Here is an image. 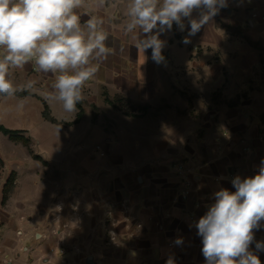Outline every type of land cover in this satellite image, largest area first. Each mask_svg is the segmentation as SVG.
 <instances>
[{"label":"crops","instance_id":"1","mask_svg":"<svg viewBox=\"0 0 264 264\" xmlns=\"http://www.w3.org/2000/svg\"><path fill=\"white\" fill-rule=\"evenodd\" d=\"M127 3L128 0H103V3L85 0L78 9L82 21L91 15L105 20L104 27L109 32L107 43L113 49L95 77L86 84L85 99L80 105L83 108L85 105L105 107L106 94L109 98L110 95H123L133 102L152 106L159 103L167 105L163 108L166 117L163 116L165 120L162 121L166 128L152 134L148 141L155 144L151 153L146 149L147 155L144 156H152L154 160L163 156L189 158L193 165L201 167V174L197 176L194 191L186 203L176 206L171 201L155 198L152 201H130L133 212H136L133 217H160L162 225L159 231L151 226L145 246L151 250L147 252V260L136 264H167L170 259L173 264H205L195 222L213 202L214 192L221 187L235 190L229 174L242 178L254 175L264 159V141L258 137L264 126V0H229L226 8L190 37V43H182L187 30L182 35L178 31L179 36H176L173 26L171 32L161 36L167 41V46L163 50L165 61L160 64L152 60L151 49L144 54L145 59L142 53L137 52L134 42L125 36ZM13 78L18 85L28 79H35L37 83L31 92H19L12 98L0 96L1 125L32 138L41 127L51 130L52 125L76 119L79 109L75 113H66L59 102L46 98L52 90L54 78L51 74L37 72L28 65L23 70H15ZM172 84H176L178 90L194 95L193 105L194 100L201 101L202 97L209 102L208 106H202L212 113L210 122L204 124L210 137L207 144L211 151L206 159H202L204 143L200 139L190 143L182 140L190 132H198L202 124L194 123L193 128H189L178 112L177 132L181 136L176 142L170 140V111L187 108L185 101L171 102ZM190 103L188 101V105ZM45 104L59 123L45 118ZM1 135L4 134L0 132ZM138 148L135 146L133 150ZM169 161L162 162L159 165L162 167L148 170L145 175L140 174L137 177L140 184L148 186L151 183L155 187L162 182L160 180L165 179L162 175L169 169L166 164ZM117 173L121 174V169ZM128 184L130 198L137 199L140 189L136 181ZM173 185L176 187L175 181ZM116 190L121 199L123 185L117 186ZM142 204L146 206V215L137 212ZM151 209H161V213H152ZM255 239L264 241V222L255 231ZM178 240L182 242L178 243ZM252 249L256 250L255 244ZM258 255L264 264V251H259Z\"/></svg>","mask_w":264,"mask_h":264},{"label":"rangeland","instance_id":"2","mask_svg":"<svg viewBox=\"0 0 264 264\" xmlns=\"http://www.w3.org/2000/svg\"><path fill=\"white\" fill-rule=\"evenodd\" d=\"M174 31L179 36L175 25ZM172 86L171 102L185 101L187 108L170 111V140L176 142L181 136L178 112L189 128L202 124L198 132H190L182 140L200 139L204 143L202 159H206L211 151L204 124L210 122L212 113L202 106L209 102L202 97L194 100L193 108L194 95ZM105 96L130 115L107 100L99 108L79 104L83 110L79 122L73 123V119L69 124L52 125L51 130L41 127L32 138L24 135L30 143L0 136V264H136L147 260L151 250L145 248L147 235L151 226L162 229L160 217H133L136 212L130 201L155 198L178 206L172 201L177 189L170 168L162 175L166 180L161 178L155 187L137 179L162 167V162L170 159L166 163L170 165L180 160L144 156L155 144L148 141L152 134L166 128L162 121L167 105L136 103L123 95ZM135 146L139 147L136 151ZM183 159L193 165L189 158ZM135 181L139 195L131 199L128 183ZM119 185H123L121 199L116 190ZM139 208L137 212L146 215L145 204ZM151 210L161 213V209Z\"/></svg>","mask_w":264,"mask_h":264},{"label":"clouds","instance_id":"3","mask_svg":"<svg viewBox=\"0 0 264 264\" xmlns=\"http://www.w3.org/2000/svg\"><path fill=\"white\" fill-rule=\"evenodd\" d=\"M84 2L0 0V96L12 98L19 92L33 91L35 79L18 85L13 78L15 70L32 65L35 71L54 78L46 98L59 102L66 113L78 111L86 84L113 52L107 43L105 20L91 15L82 21L78 9ZM228 2L128 0L123 31L138 53L144 55L151 49L152 60L160 64L165 61L163 50L167 46L161 39L163 34L175 25L180 32L187 30L182 43H190V37ZM231 184L234 191L221 187L212 194L213 202L194 225L205 264H261L258 252L264 251V241L255 239V231L264 222V159L254 175H236Z\"/></svg>","mask_w":264,"mask_h":264},{"label":"built area","instance_id":"4","mask_svg":"<svg viewBox=\"0 0 264 264\" xmlns=\"http://www.w3.org/2000/svg\"><path fill=\"white\" fill-rule=\"evenodd\" d=\"M259 140L264 141V126L259 133ZM172 177L176 182L177 196L172 200L173 203H185L189 200L194 189V182L200 175L201 167L189 165L186 160H177L169 165ZM235 177L234 174H229V179Z\"/></svg>","mask_w":264,"mask_h":264},{"label":"trees","instance_id":"5","mask_svg":"<svg viewBox=\"0 0 264 264\" xmlns=\"http://www.w3.org/2000/svg\"><path fill=\"white\" fill-rule=\"evenodd\" d=\"M119 99H122V98L119 97ZM106 100H107V102H109L112 106H116V103H115L114 101H112L111 99H108V98H107ZM78 107H79V111H78V113H77V117H76V119L73 121V123H77V122H79V121L81 120L82 116H83V110H82L81 106L79 105ZM116 107H119L120 109L124 110V108L121 107V106H116ZM124 113H125L126 115H130L129 112H128L127 110H124ZM44 116H45V118H46L48 121H51V122H53V123H59L57 120H55V119L51 116V114H50V112H49V108H48V106H47L46 104H45V112H44ZM67 124H69V123H67ZM0 132H2V133H3L4 135H6V136H9V138H10L11 140H15V141L20 140V141H23L25 144L30 143L29 138H27V137H25L24 135L20 134L19 131H13V130H10V129L6 128L5 126L1 125V124H0ZM0 162H1V160H0ZM7 184H8V183H7Z\"/></svg>","mask_w":264,"mask_h":264}]
</instances>
